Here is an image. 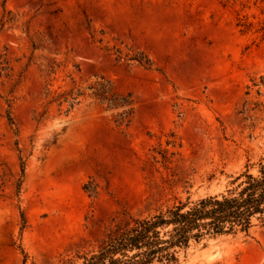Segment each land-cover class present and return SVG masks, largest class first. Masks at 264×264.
I'll return each mask as SVG.
<instances>
[{
    "label": "rangeland",
    "instance_id": "1",
    "mask_svg": "<svg viewBox=\"0 0 264 264\" xmlns=\"http://www.w3.org/2000/svg\"><path fill=\"white\" fill-rule=\"evenodd\" d=\"M263 161L264 0H0V264H83ZM181 264H264V226Z\"/></svg>",
    "mask_w": 264,
    "mask_h": 264
},
{
    "label": "trees",
    "instance_id": "2",
    "mask_svg": "<svg viewBox=\"0 0 264 264\" xmlns=\"http://www.w3.org/2000/svg\"><path fill=\"white\" fill-rule=\"evenodd\" d=\"M145 66H150L149 60ZM91 90L109 109L124 110L119 121L133 114L129 96H109L111 91L105 84ZM81 95L72 98L71 106ZM240 179L235 188L220 197L205 198L191 206L180 204L152 217L118 225L100 251L83 264H181L192 245L220 237L248 235L256 221L264 226V161L256 175L246 172Z\"/></svg>",
    "mask_w": 264,
    "mask_h": 264
}]
</instances>
